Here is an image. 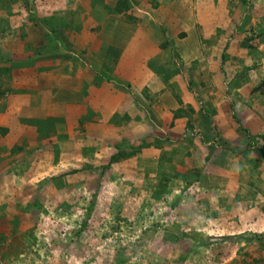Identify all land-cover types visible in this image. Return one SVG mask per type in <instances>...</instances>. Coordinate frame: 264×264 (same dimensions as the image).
<instances>
[{
  "label": "rangeland",
  "instance_id": "1",
  "mask_svg": "<svg viewBox=\"0 0 264 264\" xmlns=\"http://www.w3.org/2000/svg\"><path fill=\"white\" fill-rule=\"evenodd\" d=\"M158 31L151 91H170L155 105L183 137L132 146L118 126L101 152L75 138L84 156L65 166L61 114L29 119L35 137L13 148L0 139V264H264V0H0V122L37 90L18 70L81 82L90 69L120 89V48Z\"/></svg>",
  "mask_w": 264,
  "mask_h": 264
},
{
  "label": "crops",
  "instance_id": "2",
  "mask_svg": "<svg viewBox=\"0 0 264 264\" xmlns=\"http://www.w3.org/2000/svg\"><path fill=\"white\" fill-rule=\"evenodd\" d=\"M173 3L168 5L169 8ZM169 17L172 19V15ZM174 17L176 22L186 18L185 14L183 17ZM171 19L170 21H172ZM168 20L166 19V22ZM185 32L183 30L184 35H186L184 39L186 38V42H189L190 37L187 39ZM157 33L151 39L143 37V43L141 37H139L140 39L128 40L127 45L120 48L119 57L115 59L117 65L115 64L116 67L113 69L114 75L120 79L119 83L121 82L122 85L120 89H114L112 83L105 82L102 76L90 69L84 70L86 78L81 82L77 77L74 78L67 75V77L59 78V75L57 76L53 72L43 73L42 70L37 72L35 71L36 68L18 70L15 74V79L18 82H24L27 78L25 83H29L36 78L35 82H31L30 85L23 83L21 85L23 86L22 88L29 89L34 84L37 90L35 93L23 95L26 97H23L24 99L17 103L15 109L12 108L9 111L10 115H5V118H2L0 128L2 131L6 129L5 133L8 134L5 137L0 134L2 136L0 138L1 144L13 148L15 145H20L22 142L29 140L30 137H35L34 135L37 132L35 127L27 125L29 119H43L61 114L67 120L65 122L70 130L67 132L68 135L63 134L61 139L69 136V139L73 141L72 143L63 142L64 149H62V157L59 159L63 166L67 164V161H74L77 156L82 157L81 154L83 155L75 142V138L85 137L92 140L93 144H100L101 152L105 149V142L114 144L113 140L120 137L117 135L113 140L106 141L110 134L121 132L118 126L122 127V129L124 128V134L130 138L127 144H133L132 146H139L143 141H149L153 138H157V142H161V139L169 136L170 145H174L183 136H179V139H174L171 133L175 132V129H167V124L170 125L169 120L173 119H171L172 115L169 112L170 107L168 106V109L160 112L155 105V103H160L161 101H164L165 105L167 103L173 105V102L169 99L170 91L165 92V97L164 93L162 96L160 95V98L157 94L154 95L152 93L151 88L156 84V78L153 77L151 70L147 67V61L154 54L156 55V53L161 51L162 48L160 49V46L164 44L161 34L159 31ZM179 35L178 33L176 37L179 38ZM15 54L18 55L19 53ZM42 69L46 71L44 66H42ZM67 79L68 82H66ZM62 91H66V93L55 97L58 104L56 106L51 105L49 96ZM45 100L51 105L49 112L46 111ZM144 108H146V112H144ZM88 109L97 114L88 113ZM136 111H139V113L136 114ZM90 114L94 122H86L85 129L81 131L80 120ZM19 119H24L26 122L22 123L24 120L19 121ZM109 119L114 123L113 127L104 125ZM141 120L145 121V123ZM196 125H200L199 122L196 121ZM165 128L167 131H165ZM148 129H152L150 132H152L153 136H145ZM167 133L169 134L167 135ZM229 149L233 148L230 147ZM27 151L28 149L13 155L11 158H14L8 163L24 161ZM47 157L48 160H52L54 155L48 152ZM260 161L264 162V160ZM2 167H4V164ZM242 221V216L240 218L236 217L234 221L236 228L240 232H243L242 230L244 229Z\"/></svg>",
  "mask_w": 264,
  "mask_h": 264
},
{
  "label": "trees",
  "instance_id": "3",
  "mask_svg": "<svg viewBox=\"0 0 264 264\" xmlns=\"http://www.w3.org/2000/svg\"><path fill=\"white\" fill-rule=\"evenodd\" d=\"M126 7V6H125ZM257 91H260V93L262 94V95H264V82L260 85V87L257 89ZM193 185V181L191 180L190 181V183L187 185V188H189V186H192ZM94 209H95V204L93 203L90 207H89V212H90V214H92L93 213V211H94ZM87 224V223H86Z\"/></svg>",
  "mask_w": 264,
  "mask_h": 264
}]
</instances>
